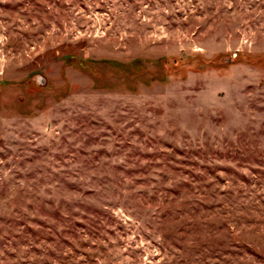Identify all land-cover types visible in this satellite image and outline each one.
I'll return each mask as SVG.
<instances>
[{
    "label": "rangeland",
    "instance_id": "1",
    "mask_svg": "<svg viewBox=\"0 0 264 264\" xmlns=\"http://www.w3.org/2000/svg\"><path fill=\"white\" fill-rule=\"evenodd\" d=\"M0 264H264V0H0Z\"/></svg>",
    "mask_w": 264,
    "mask_h": 264
}]
</instances>
